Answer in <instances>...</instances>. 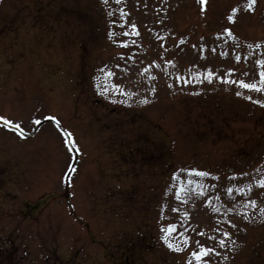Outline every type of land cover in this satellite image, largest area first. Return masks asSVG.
<instances>
[{
    "label": "rangeland",
    "instance_id": "rangeland-1",
    "mask_svg": "<svg viewBox=\"0 0 264 264\" xmlns=\"http://www.w3.org/2000/svg\"><path fill=\"white\" fill-rule=\"evenodd\" d=\"M247 5L0 0V116L22 129L0 121V264H197L200 245L264 264V91L236 83L259 84L264 0Z\"/></svg>",
    "mask_w": 264,
    "mask_h": 264
},
{
    "label": "snow or ice",
    "instance_id": "snow-or-ice-1",
    "mask_svg": "<svg viewBox=\"0 0 264 264\" xmlns=\"http://www.w3.org/2000/svg\"><path fill=\"white\" fill-rule=\"evenodd\" d=\"M198 2L201 4V6H202V10H203V4H204L205 0H198ZM253 3H254V0H248V5H247V6H248L249 8H251V6H252ZM236 11H237V9H235V8L232 9V12H233V13H235ZM228 19H229V21H231V20L233 19V17H232V16H229ZM131 27H132L133 29H135V25H132ZM225 31H229V30L226 29ZM125 34L127 35V33H125ZM134 34H137V35H138V33H134ZM229 34H231V33L229 32ZM123 43L126 44L127 42L125 41V42H123ZM257 46H259V45H257ZM236 59L239 60L240 57L237 56ZM168 63H171V61H168ZM256 63H257V65H264V60H257ZM230 71H231V70H230ZM259 76H260L259 84L256 83V82L246 83L244 80H238V81H236V83H237L239 86H241V87H243V88H246V89L257 90V91H264V69H262V70L259 72ZM229 82H231V81H229ZM114 87H118V86H114ZM237 95H240V93H237ZM249 99H251V98L249 97ZM50 119L53 120V121H56L57 123H59V122L57 121L56 117H54V116H53V117H50ZM0 121L3 122V124H4L5 127H13V126H14V128H15V130H16L17 132H21V133H22V129H21L20 125H19V124H15V125H14V122H13L12 120L0 116ZM39 122H40L39 119H37V120H36V123H39ZM63 135H64L65 138H66V139H65V143L69 146V150L71 151L72 148L75 147L74 141H73L72 138H71V135H72V134H71L70 132H68L67 130H65V131L63 132ZM77 151H79V150L77 149ZM69 168H70V171L73 170V169H71V166H69ZM192 171L195 172L196 170L193 169ZM199 174H200V175H207V173H199ZM66 175H67V174H66ZM258 184H259L260 186H264V179L259 180V181H258ZM180 191H181V189L178 188V189H177V196H178V197H179V195H180ZM228 191L231 192L232 189L229 188ZM239 191L243 192L244 189L241 188V189H239ZM173 230H175V225H168V226H167V229L164 230V231H165V235H164L163 238L165 239V242H166V243H167V241H168V233L171 232V231H173ZM224 235H225V236H228L229 233L225 232ZM181 236H182V239H183V241H184V243H185V245H186V244L188 243V238H187L186 236H183V234H181ZM220 243H221V245H223V241H221ZM168 246H169L170 248L173 247L172 244H169ZM177 250H179V248H177ZM209 251H214V249H207V248H205L204 246L200 245V251H199V252L193 251V252L191 253V255L196 259L197 264H203V261L201 260V257L204 256V255H206Z\"/></svg>",
    "mask_w": 264,
    "mask_h": 264
}]
</instances>
